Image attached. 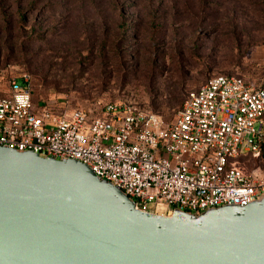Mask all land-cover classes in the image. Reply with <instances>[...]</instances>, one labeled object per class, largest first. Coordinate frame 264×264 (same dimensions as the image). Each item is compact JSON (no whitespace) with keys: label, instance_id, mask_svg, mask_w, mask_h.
Masks as SVG:
<instances>
[{"label":"rangeland","instance_id":"rangeland-1","mask_svg":"<svg viewBox=\"0 0 264 264\" xmlns=\"http://www.w3.org/2000/svg\"><path fill=\"white\" fill-rule=\"evenodd\" d=\"M6 68L29 75L36 102L133 103L169 122L212 77L262 85L264 0H0Z\"/></svg>","mask_w":264,"mask_h":264},{"label":"built area","instance_id":"built-area-1","mask_svg":"<svg viewBox=\"0 0 264 264\" xmlns=\"http://www.w3.org/2000/svg\"><path fill=\"white\" fill-rule=\"evenodd\" d=\"M0 75V147L77 161L136 210L197 215L264 196V171L239 165L259 158L264 144V83L212 77L166 122L133 103L36 102L27 73L6 68Z\"/></svg>","mask_w":264,"mask_h":264},{"label":"water","instance_id":"water-1","mask_svg":"<svg viewBox=\"0 0 264 264\" xmlns=\"http://www.w3.org/2000/svg\"><path fill=\"white\" fill-rule=\"evenodd\" d=\"M0 264H264V196L142 212L77 161L0 147Z\"/></svg>","mask_w":264,"mask_h":264},{"label":"trees","instance_id":"trees-1","mask_svg":"<svg viewBox=\"0 0 264 264\" xmlns=\"http://www.w3.org/2000/svg\"><path fill=\"white\" fill-rule=\"evenodd\" d=\"M264 83V82H263ZM262 83V84H263ZM34 99V98H33ZM35 101V100H34ZM43 103H47V102H43ZM246 158H248V157H246ZM251 158V157H250ZM242 160V159H241ZM252 160H261V161H263L264 162V144L262 145V147H261V152H260V156H259V158H257V159H253L252 158Z\"/></svg>","mask_w":264,"mask_h":264}]
</instances>
